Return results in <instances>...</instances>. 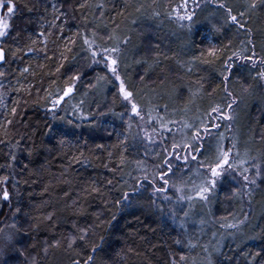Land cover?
Masks as SVG:
<instances>
[{
	"label": "trees",
	"instance_id": "16d2710c",
	"mask_svg": "<svg viewBox=\"0 0 264 264\" xmlns=\"http://www.w3.org/2000/svg\"><path fill=\"white\" fill-rule=\"evenodd\" d=\"M17 2L21 5V12L13 21L15 26L11 35L0 40L1 47L6 49L5 62L0 66V71L5 73L0 77V123L5 120L13 121L9 127L12 134L11 144H0V176L10 175L7 187L13 194L11 204L14 207L24 206L27 212L30 204L35 205L42 199H49L48 195H41L44 185L49 180L55 184L53 178L59 177L65 169H67L65 179L71 183L56 187L51 192L53 200L63 197L67 191L70 196L68 203H71V200L76 199L80 193L83 182L88 181L106 189L108 194L103 199L111 203L106 206L102 199L95 195L88 197L86 201L81 197V202L87 208L84 216L65 213L67 219H62L56 227H41L30 231L23 244H17L3 258L7 260V264H29L33 257L37 259L38 264H72L74 260L86 259L90 246L85 248L79 243L75 251L67 249L66 244L63 248L55 250L54 259L51 252L46 257L43 249L74 232L72 227L74 221L80 226L92 223L93 213H100L104 221L96 230L97 241L99 235L105 236L103 251L97 256V264H170L173 253L177 261L181 255L186 257L183 264H206L205 254L200 247L193 250L186 247L189 239L209 246L212 264H264V183H259L258 187L254 186L250 198L244 195L233 197L232 189L236 185L230 181L231 177H228L218 185L208 206L197 202L187 220L184 219L181 210L188 207L186 203L175 205L171 201H165L163 195L152 196L150 187L141 188L130 205L119 207L115 201L122 197L123 192H131L136 184V180L128 173L131 172L137 178L142 175L135 171V164L132 163L135 159H145V145L136 136L135 127L128 136L126 145L125 156L128 164L123 171L113 172L103 165L110 163L108 152L112 151L111 161L114 162L113 166L118 168L123 148L112 146L118 142L117 134L125 130L121 120L111 114L98 117L97 127L93 128L90 126L91 121L78 120L74 115H67L72 111V105H78L82 98L85 100L83 112L86 114L89 102L93 98L103 99L106 95L110 102L112 93L116 91L112 84L101 81L103 91L95 89L90 91L87 97L83 96L89 83L95 84L98 76H110L102 63L92 64L90 54L81 51L84 47L83 39L76 34L78 30L81 32L85 30L84 17L88 20L89 38L93 29L97 31L98 36L115 30L116 35L121 38L125 35L130 37L120 70L135 88H144L145 100L152 97L155 104L162 106L167 103V113L161 112L166 119L177 121L186 119L196 124H199L197 116L203 117L215 104L225 106L228 98L224 93L225 81L219 73L223 60L208 65L202 63L201 59L194 60L193 57L199 58L203 54V58H208L207 53L211 46L219 48L231 40V48L222 54V57L226 58L240 46L242 40L246 39L245 34L234 25L226 27L221 33L213 31L209 21L221 22L219 10L205 0H200L201 6L195 8L196 15L191 22V31L188 28L189 21H179L176 17L193 11L192 0H187V10L183 7L185 0H17ZM85 2L87 6L79 8V5ZM227 2L232 6H239L238 0ZM100 3L104 5L103 17L101 10L95 7ZM25 4L33 10L27 11V8L23 7ZM141 5L144 7L137 12L136 8ZM153 10L160 13L158 18L151 15ZM214 12L216 15H212ZM57 16L59 19H55ZM245 19H248L247 26L256 35V51L261 53L260 36L264 32V6L257 8L250 19L248 17ZM53 21L56 27H51ZM182 24L184 27H181ZM61 26L62 35L65 38L76 39V45L72 52L65 53L68 57V60L63 61L65 68L57 73L56 67L61 63L60 59L48 61L45 60L43 52L27 53V48H41L39 42L31 44L30 38L38 40L39 32L50 31L52 35L48 38V54H54L57 44L60 46L59 50L63 51L64 41H57V44L52 42L61 35ZM17 32H20V37L13 40ZM101 42L97 38V43ZM150 45H159V48ZM17 46L23 51L13 56L12 53L16 51ZM157 51L170 57L160 66L151 63L153 54ZM137 59H145L148 63L143 66L137 65L135 63ZM25 67L30 69L28 73H22L21 70ZM250 67V64L246 65L243 61H236L231 71V80L227 82L230 91L239 92L237 81L241 78L251 82V77L259 71V67L251 72ZM145 70L148 75L141 85L138 73L143 74ZM77 72L81 74V79L76 84L73 97L68 103L62 102L61 106L55 109L58 116L65 119L53 120L52 112L49 111L52 103L48 93L51 92L53 98L58 90L62 93L65 81ZM161 81L164 83L161 84ZM200 82H203L206 89L204 93L199 92ZM213 88H216V91L209 96L207 93ZM13 107L17 109L14 116L11 111ZM185 108L188 110L184 111ZM116 110L122 109L117 106ZM233 114L235 118L232 121H219L221 127L218 130L213 129L214 138L206 142V145L210 143L214 146L216 138L223 133L226 145L230 146L235 140L241 154L247 150L258 158L264 156V87L257 84L252 95L244 98L234 108ZM69 119L80 127L69 125L67 123ZM46 125L60 131H68L67 139L70 143L60 146L56 139L45 135L48 132ZM3 138V130L0 129V139ZM21 138L23 139L19 146L14 147L15 142ZM175 138L177 141L181 139L179 135ZM172 139L169 135V150ZM98 144L104 145V148L97 149ZM34 146L36 151L29 157L28 149ZM161 147L162 145L158 146L156 150L160 151ZM81 151L88 157L89 162H72L69 165L71 156ZM10 152L15 153L16 161L11 160ZM65 153L67 155H64ZM155 162L151 156L146 158L149 168ZM9 164L12 167H9ZM25 164L28 165V169L24 168ZM41 165H44L47 171L42 169ZM33 170H37L39 177H42L36 184L31 183L33 179L38 178L30 175ZM109 179L113 182L111 186L107 185ZM26 180L27 184L24 183ZM16 181H19L20 196L15 195ZM124 181H127V184ZM167 195L175 201L176 197L172 190H169ZM152 200L156 201L155 205L152 204ZM0 208L3 209L0 212V228H6L13 222L9 202L0 201ZM173 209L176 211L175 219L171 216ZM113 214L116 219L109 226L107 221L111 220ZM246 214L248 216L246 223L249 224L244 231L234 235L232 229L226 228L223 233L220 232L218 221L228 224L242 220ZM201 219L205 223L201 224ZM16 222L25 229L30 224L23 213ZM218 227L220 230H217ZM176 240H181L182 243L177 245ZM16 249L26 250L25 254L21 256ZM76 252H79V256L75 254ZM257 253L259 255H256Z\"/></svg>",
	"mask_w": 264,
	"mask_h": 264
},
{
	"label": "snow or ice",
	"instance_id": "6c2138e0",
	"mask_svg": "<svg viewBox=\"0 0 264 264\" xmlns=\"http://www.w3.org/2000/svg\"><path fill=\"white\" fill-rule=\"evenodd\" d=\"M193 11L186 13L185 15H178L176 17L179 21L187 20L189 21V31H191V22L196 15L195 8L201 6L200 0H192ZM206 3L213 4L216 10H219V19L221 22L209 21L213 31L221 33L226 27L234 25L239 31L245 34L246 39L240 42V46L236 50L231 52L230 56L226 58L222 57V54L229 50L232 46V41L230 40L228 44L221 47L215 45L211 46L208 50V58L193 57V59H201L202 63L212 65L217 61L223 60V66L219 69V73L223 76L225 81L224 93L228 98V102L225 106L220 104H215L210 107V109L204 114L203 117H196L199 120V124L193 123L191 120H169L166 119L161 112L167 113L168 104L165 103L162 106L160 104H155L153 98L149 97L145 100L144 88H135L130 82L129 78L121 73L120 65L122 60L126 57V45L129 43L130 37L125 35L122 38L116 35L115 30L106 33V35H99L95 29L91 31V38L88 36L87 32V17H84L85 30L83 32H77V36L83 39V45L81 51L90 54L92 59V64H103L110 73V76H98L96 78V83H89L87 90L83 93L84 97L89 95V92L95 89H100L103 91V85L101 81L105 84H112L116 88V91L112 93V99L109 102L107 96L105 95L103 99L93 98L89 102V108L87 113L83 112V105L85 100L82 98L78 105H72V111L67 113V115H74L78 120H89L91 121L90 126L97 127L98 117L107 116L109 114L117 117L121 120L124 126V131L118 133V142L114 144L113 148H123L120 154V160L118 168L113 166L111 158L113 157V152H108V157L110 158V163H106L103 166L109 171L120 170L123 171L124 167L128 164L125 152L127 151L126 145L128 136L131 134L133 127L136 129V136L140 138V142L145 145L144 157L145 159H135L132 163L135 164V171L142 173L139 178L132 175L131 172L128 175L136 180L135 186L132 188L131 192L125 191L120 199L115 201L116 205L119 207L128 206L132 203V199L137 195L141 188L150 187L152 189V196L163 195L165 201H171L175 205L187 204V208H182L183 217L187 220L190 216L194 205L197 202H201L203 206L207 207L210 203L211 197L215 194L218 185L227 179L232 178L234 185H240L239 188L233 187L232 195L233 197L244 195L249 198L254 191V186L258 187L259 183H264V156L256 157L251 155L249 151H245L243 154L239 151L237 142L233 140L230 146L225 143L224 134L220 133L218 138H216V143L212 146L210 143L206 145V142L211 141L213 136V129H219L221 124L219 121H232L234 117V108L239 105V103L246 98L251 96L257 84L264 87V32L260 36V48L261 53H257V38L255 33L248 25V17L256 12V9L264 6V0H238V7L230 5L227 0H205ZM87 3L80 4L79 8H84ZM27 8V11L31 12L33 9L29 8L26 4L23 5ZM54 7V6H53ZM95 7L101 10V17H103L104 12L102 9L104 5L102 3L96 4ZM144 6L136 8L137 12H140ZM183 7H187V0ZM21 12V5L17 0H0V40L11 35V31L15 26L13 24L14 19L17 14ZM153 17H159L160 13L153 10L151 13ZM212 15H216L214 12ZM59 19V17H55ZM27 22V21H26ZM51 27H56L55 22L51 23ZM181 27H184L182 24ZM23 31V30H21ZM61 35L56 37V40L52 41L57 44V41H64L63 51L59 50V44H57V50L53 55H49L48 49V38L52 33L41 31L38 33V40L31 39L30 43L35 45L38 42L42 45L41 48L28 47L27 53L33 52H43L45 60L52 61L55 59H60L61 63L56 67V72L59 73L62 68H65L63 61L68 60L65 55L66 52H72L73 47L76 45V39L72 37L65 38L63 33V26L60 28ZM20 37V32L13 37V40H18ZM97 38L102 42L97 43ZM69 45H72L70 47ZM150 47L159 48V45H150ZM23 51L19 46H17L16 51L12 54L16 56L18 52ZM250 53V54H249ZM6 59V49L0 47V62H4ZM75 59V57H73ZM170 57L166 53L155 52L153 54L152 65L160 66L163 61L169 60ZM243 61L244 64H250L249 71L259 67V71L256 72L254 76L251 77V82L245 81L243 78L237 81L239 92L230 91L227 87V82L231 80V71L236 65V61ZM137 65L143 66L148 63L145 59L135 60ZM44 67V65H41ZM91 67V65H89ZM22 73H28L29 68L25 67ZM189 71L191 69L189 68ZM227 73V74H226ZM5 75L4 72L0 71V77ZM139 80L141 85L145 81L148 72L145 70L143 74H139ZM81 79V74L77 72L74 75L68 77L65 81V87L62 93L58 90L57 95L53 98L51 92L48 93V98L51 99L52 108L49 109L52 112L53 120H64L65 117L58 116L55 109L61 106L62 102L68 103L73 97L76 91V84ZM204 78H201L203 81ZM55 83V81H53ZM164 81H161L163 84ZM217 88L219 85L216 86ZM154 91V89L152 90ZM206 89L204 88L203 82L199 84V92L204 93ZM216 91L213 88L211 92L207 94L212 95ZM195 95V94H193ZM162 98V97H161ZM191 102V101H190ZM92 105H95L93 108ZM147 105V107H146ZM117 106H119L121 111H117ZM188 109L185 108L184 111ZM13 116L16 114L17 109L12 108ZM199 111V110H198ZM215 121V122H213ZM12 120H5L0 123V129L3 130V139H0V144H11L12 134L9 132V127L12 125ZM67 123L73 127H80L79 124H74L73 120L69 119ZM48 132L45 135L51 136L53 139L57 140L60 146L69 144L67 137L69 136L68 131H60L50 125H46ZM112 135V133H108ZM172 136V143L170 150L168 147V136ZM179 135L181 139L176 140V136ZM123 136V139H119ZM21 140L15 142L14 147L19 146ZM160 151H157V147L161 146ZM97 149L104 148V145H96ZM36 151L35 146L28 149V155L31 157ZM51 151V150H49ZM11 160L16 161V155L14 152L9 153ZM64 155H67L65 153ZM151 156L155 163L149 168L146 163V158ZM72 162L76 163H88V157L85 156L84 152H79L78 154H73L69 160V165ZM195 165V167H193ZM12 167L11 164L8 165ZM25 169H28V165H24ZM44 168V165H41ZM30 175L37 176V179L31 181L32 184L39 182V173L37 170H33ZM67 175V169L60 173L59 177H54L56 183L54 184L52 180H49L42 190L41 195H48L49 199H42L38 204L28 206L29 210L25 212L24 206H12L11 201L13 194L10 193L7 185L9 183L10 175L0 176V201L9 202V212L13 218V222L6 226V228H0V260L2 264H7V260L3 259L10 249L15 248L17 244L22 245L23 241L28 238L29 232L41 227L52 228L56 227L62 219H67L64 216L65 213H70L74 216H84L87 213V208L81 202V197L83 200H87L90 196H99L103 203L107 206L111 203L109 200H104L103 198L108 194V191L104 188L98 186L95 182L84 181L83 186L80 189V193L77 194L76 199H72L71 203H68L70 199L69 192L65 191L63 197H57L55 200L51 197V192L58 187L60 184H70L71 181L65 179ZM25 184L28 181H24ZM112 180H107V185H112ZM127 184V181H124ZM19 181L14 183V187L17 189L15 192L16 196H20L18 191ZM62 190V189H61ZM172 190L175 194V201H172V197L168 196L167 193ZM31 195V194H30ZM152 204L155 205L156 201L152 200ZM3 209L0 208V212ZM24 214L30 221L28 228H23L21 224L16 221L21 215ZM94 220L87 226H80L75 221L73 222L72 233L67 236H63L61 239L56 240L55 243L48 244L43 252L45 256H51L55 258V250L61 249L64 245H67V249L75 251L76 246L83 244L85 248L90 246V252L87 254V258L83 260H74L72 264H97V256L103 251V244L105 241L104 235H99L98 241L95 239L97 236V229L101 227L104 221L101 219L100 213H93ZM171 216L173 219L176 217V211L173 209L171 211ZM116 219L113 214L111 220L107 221V224L111 226L112 221ZM248 216L245 215L243 220H238L236 223H221L220 227L236 229V231H241V225L245 224ZM201 224L205 223L201 219ZM183 226V225H181ZM8 229V230H6ZM215 236V233H213ZM175 243L180 245L181 240H176ZM186 247L189 250H193L200 247L205 254L206 264H212V255L208 245H201L198 242H193L191 239L188 240ZM21 256L25 254L26 250L16 249ZM79 256V252L75 253ZM256 255H259L257 253ZM186 260L184 255L179 257V261L175 259V253H173V258L170 264H183ZM29 264H38V261L33 257Z\"/></svg>",
	"mask_w": 264,
	"mask_h": 264
},
{
	"label": "rangeland",
	"instance_id": "374dc122",
	"mask_svg": "<svg viewBox=\"0 0 264 264\" xmlns=\"http://www.w3.org/2000/svg\"><path fill=\"white\" fill-rule=\"evenodd\" d=\"M185 10H187L186 8H185ZM237 221H232V223H236ZM248 222L246 223V224H243V225H241V231H244L245 229H246V227L248 226ZM234 230V235H236V234H239L241 231H236V229H233Z\"/></svg>",
	"mask_w": 264,
	"mask_h": 264
},
{
	"label": "bare ground",
	"instance_id": "6f19581e",
	"mask_svg": "<svg viewBox=\"0 0 264 264\" xmlns=\"http://www.w3.org/2000/svg\"><path fill=\"white\" fill-rule=\"evenodd\" d=\"M230 181H232V178H231V180H230ZM232 183H233V182H232ZM236 187H237V188H239V187H240V185H236ZM232 191H233V189H232ZM237 198H238V197H237ZM241 198H243V199H244V197H241ZM246 215H247V214H246ZM244 217H245V216H244ZM243 219H244V218H243ZM243 219H242V220H243ZM218 222H220V223H218L219 225H221V223H223L221 220H220V221H218ZM223 224H226V223H223ZM245 224H246V222H245ZM226 228H227V227H224V228H221V227H220V229H221V230H220V229H219V227H218V229H217V230H220V232H221V233H223L222 231L226 230ZM232 230H233V229H232ZM233 231H234V230H233Z\"/></svg>",
	"mask_w": 264,
	"mask_h": 264
},
{
	"label": "water",
	"instance_id": "95a60500",
	"mask_svg": "<svg viewBox=\"0 0 264 264\" xmlns=\"http://www.w3.org/2000/svg\"><path fill=\"white\" fill-rule=\"evenodd\" d=\"M4 62H5V61H4ZM4 62H0V66H2Z\"/></svg>",
	"mask_w": 264,
	"mask_h": 264
}]
</instances>
